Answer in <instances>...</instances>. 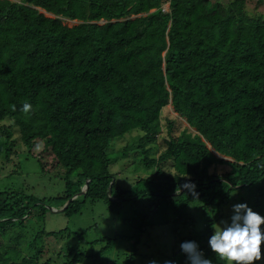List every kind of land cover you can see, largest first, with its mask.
Listing matches in <instances>:
<instances>
[{"label":"trees","instance_id":"16d2710c","mask_svg":"<svg viewBox=\"0 0 264 264\" xmlns=\"http://www.w3.org/2000/svg\"><path fill=\"white\" fill-rule=\"evenodd\" d=\"M249 1L0 0V156L9 157L16 127L43 174L65 182L61 195L44 199L1 192L0 233L27 218L42 222L51 209L72 217L102 201L132 227L135 248L149 228L187 223L194 204L210 215L231 189L264 180V15L250 14ZM133 130L142 132L140 161L155 172L123 190L107 150ZM161 136L166 147L152 157ZM225 164L230 169L219 176ZM215 218L180 243L194 240L223 264L208 245ZM116 240L94 241L105 246L88 259L71 248L65 264H106L98 258ZM2 248L0 264H39L43 250L29 256ZM169 260L189 264L180 247Z\"/></svg>","mask_w":264,"mask_h":264},{"label":"rangeland","instance_id":"374dc122","mask_svg":"<svg viewBox=\"0 0 264 264\" xmlns=\"http://www.w3.org/2000/svg\"><path fill=\"white\" fill-rule=\"evenodd\" d=\"M210 1L212 4L218 2V0ZM168 8L169 4L167 3L164 5V9L168 10ZM247 10L252 15H264V3L259 4L258 0H250ZM46 16L53 17L48 13ZM62 21L69 27L78 24L76 21L67 19H62ZM168 110L170 114L176 116L171 105L168 106ZM183 121L187 125L186 121ZM5 124L9 126L12 122L6 121ZM140 135H142L140 130H133L112 141L107 150L110 158L114 161L109 169L110 173L123 190H134L140 178H148L155 172V168H147L140 161L141 153L136 145ZM162 136H166L164 129ZM162 136L158 138L156 147L150 151L152 157H157L166 147ZM11 140L13 143H11L9 157L0 156V193L20 190L26 195H33L40 199L61 195L65 191V182L53 175L43 174L40 165L32 158L28 148L22 142L16 127L12 128ZM210 151L212 152L211 149ZM213 154L224 162H233L231 158L218 155L215 152ZM165 167L168 171H172L171 163L167 162ZM229 169L230 166L225 164L221 165L216 172L220 176ZM263 194L264 180L252 188L231 189L229 198L225 199L222 206L210 215L203 213L201 203H196L190 209L191 220H188L187 223L171 220L167 225L149 228L135 248L133 246L135 241H130L134 231L123 220L122 215L110 213L102 201L94 203L88 201L82 212L72 217L58 213L62 210L59 208L56 212L46 214L45 220L42 222L27 218L23 225L0 233V244H3L0 247V257L5 252V249L2 248L5 246L10 248L13 245L29 256L36 254V247H42L39 264H65L74 258L71 248H75L76 251H79H77L78 253L88 259L91 258L92 253H98L105 246V244L93 246L91 244L107 237L117 238V240L112 242L110 250L105 251L98 258L99 262L149 264L150 261L155 260L157 264H164L172 256L173 249L180 247L181 238L189 237L191 234H201L208 218L216 217V223L228 219L232 213V205L235 203L246 202L254 211L264 215ZM261 227L264 229V225ZM61 230L64 231L63 236L60 235L56 238L50 236L51 232ZM75 233L81 235L82 240ZM19 234L23 236V239L14 240ZM10 240H12L11 244ZM261 254L262 259L253 262V264H262L264 261V242L261 244ZM93 262L89 259L82 264H92Z\"/></svg>","mask_w":264,"mask_h":264},{"label":"clouds","instance_id":"9594fccd","mask_svg":"<svg viewBox=\"0 0 264 264\" xmlns=\"http://www.w3.org/2000/svg\"><path fill=\"white\" fill-rule=\"evenodd\" d=\"M30 107L28 103L22 106L24 111ZM215 224L208 245L223 264H253L262 259L264 229L261 226L264 225V215L254 211L246 202H238L232 205L228 219ZM180 249L187 255L189 264H213L194 240L182 241ZM149 264H157V261L152 260ZM164 264L174 262L169 260Z\"/></svg>","mask_w":264,"mask_h":264},{"label":"water","instance_id":"95a60500","mask_svg":"<svg viewBox=\"0 0 264 264\" xmlns=\"http://www.w3.org/2000/svg\"><path fill=\"white\" fill-rule=\"evenodd\" d=\"M51 15V14H50ZM51 16H53V15H51ZM207 146L209 147V149H211L212 150V152L214 153H216V154H218L216 151H214V149H212L211 148V146L209 145V144H207ZM218 155H220V154H218ZM222 156V155H221ZM115 182V180L113 179L112 180V182H111V184H110V187H109V189H108V196H109V198L111 199V200H113V198H112V196H111V185L113 184ZM87 190V187H84L83 188V190H82V193H84L85 191ZM78 196H74L71 200H74V199H76ZM68 204V203H67ZM53 212H56V211H58V210H56V209H51Z\"/></svg>","mask_w":264,"mask_h":264}]
</instances>
